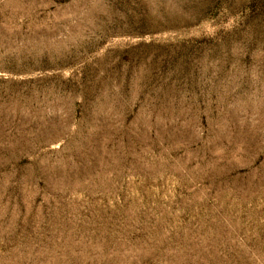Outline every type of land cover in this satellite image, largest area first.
<instances>
[{
  "label": "rangeland",
  "instance_id": "374dc122",
  "mask_svg": "<svg viewBox=\"0 0 264 264\" xmlns=\"http://www.w3.org/2000/svg\"><path fill=\"white\" fill-rule=\"evenodd\" d=\"M0 264H264V0H0Z\"/></svg>",
  "mask_w": 264,
  "mask_h": 264
}]
</instances>
